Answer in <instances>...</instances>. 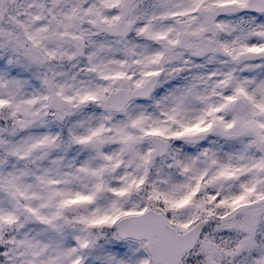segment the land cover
Wrapping results in <instances>:
<instances>
[{
  "label": "snow or ice",
  "instance_id": "obj_1",
  "mask_svg": "<svg viewBox=\"0 0 264 264\" xmlns=\"http://www.w3.org/2000/svg\"><path fill=\"white\" fill-rule=\"evenodd\" d=\"M0 264H264V0H0Z\"/></svg>",
  "mask_w": 264,
  "mask_h": 264
}]
</instances>
